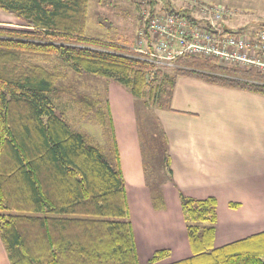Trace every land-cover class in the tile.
I'll return each mask as SVG.
<instances>
[{"label":"trees","instance_id":"16d2710c","mask_svg":"<svg viewBox=\"0 0 264 264\" xmlns=\"http://www.w3.org/2000/svg\"><path fill=\"white\" fill-rule=\"evenodd\" d=\"M87 4L0 0V10L22 22L0 24V237L8 264H138L116 142L108 158L56 112L53 99L64 93L58 86L63 73L44 64L50 58L120 83L146 107L149 100L158 107L165 95L159 106L170 109L180 75L264 94V73L254 68L182 54L168 73L130 43L88 36ZM152 11L144 19L146 37ZM165 11L191 18L186 8ZM79 103L83 114L93 106L97 123L105 127L107 119L112 125L108 102L104 108L85 96ZM163 162L171 174L169 156ZM149 193L152 206L163 208L161 191L150 186ZM179 201L190 254L162 264H264V230L215 246L216 198L179 193ZM168 253L156 249L148 262Z\"/></svg>","mask_w":264,"mask_h":264},{"label":"rangeland","instance_id":"374dc122","mask_svg":"<svg viewBox=\"0 0 264 264\" xmlns=\"http://www.w3.org/2000/svg\"><path fill=\"white\" fill-rule=\"evenodd\" d=\"M212 4H219L225 8L226 14L221 24L223 28L234 33L264 24V0H88L86 34L98 39L130 43L131 49L145 56L144 51L153 47L150 38L146 37L143 32L144 19L151 8L154 14L167 13L165 6H170L175 10L186 8L190 14H197L202 6ZM21 23L15 16L0 10V24L20 25ZM154 63L164 72L172 73V68L169 67L172 63L171 65ZM44 64L49 67L55 66L63 73L58 86L64 93L53 99L56 112L67 119L72 129L87 135L92 144L100 145L104 155L108 158L112 152L113 140L116 144L121 142L118 135L121 134L122 125L126 120H120L115 114L112 118V113H110L112 125L106 119V125L103 127L97 123L94 115L95 108L92 106L86 114H83L79 102L86 96L100 100L104 108L107 102L109 104V97L114 101L122 100L125 103L123 113L127 116V120L129 116L130 118L133 116L138 132L136 137L138 143L136 146L135 143L133 144L132 150L136 148L140 150L146 163L143 170L146 172L144 176L147 177L145 178L147 189L154 186L161 191L162 195L163 182L170 181L171 177L168 168L166 170L164 166L163 157L166 155L170 158L174 135L194 133L198 131L197 128H202L200 119H203V113H209L211 104L218 107L219 97L222 95L221 90H223L180 75L176 81L170 109L166 106H159V103L164 105L165 95L161 96L158 108L151 100H149V106L146 107L142 99L132 96L126 87L114 80L77 73L59 63L56 58H50ZM108 82L118 87L112 90L107 89ZM128 97L134 100L132 109L126 103ZM172 112L182 116L178 117L179 119H186L187 126L172 128L171 124L166 123L164 115L171 117ZM159 174L162 177H159ZM159 178H163L164 181ZM164 203L163 208L157 209L145 204L139 186L130 194L129 219L135 230L138 264H151L148 258L153 251L163 248L162 245L170 247L169 253L155 264L170 263L190 254L187 242L185 241L186 245H182L185 223L182 216L180 217L179 203L170 197L164 198ZM253 208L264 209V205L260 204ZM216 215L217 236L214 245L219 246L224 243L222 231L231 222L226 224V221L236 216L239 218L240 214L220 200L216 205Z\"/></svg>","mask_w":264,"mask_h":264},{"label":"crops","instance_id":"0c3cea01","mask_svg":"<svg viewBox=\"0 0 264 264\" xmlns=\"http://www.w3.org/2000/svg\"><path fill=\"white\" fill-rule=\"evenodd\" d=\"M187 77L223 90L218 107L211 104L209 113H203V119H200L202 128H197L198 131L194 133L174 135L169 158L171 177L170 181L163 182V197L174 198L179 206V193L195 198L214 196L217 202L224 201L234 212L240 214L239 218H232L233 222L226 221V224L231 222L222 231L224 243L262 231L264 209L253 207L264 205V94L211 85L198 78ZM117 87L108 82L106 88L112 90ZM108 101L112 118L115 114L128 123H123L121 134L118 135L121 142L116 144L128 207L130 194L137 186L142 191L145 204L152 205L145 181L147 177L144 176L146 172L143 170V156L137 148L132 150L133 144L136 146L138 143L133 116H129L127 120L122 100L114 101L109 97ZM133 101V98H126L130 109L134 108ZM178 117L182 116L176 112H172L171 117L164 115L165 122L171 124L172 128L187 126L186 119ZM161 179L163 180H159ZM133 231L135 239L134 228ZM216 236L215 230L214 243ZM185 241L188 245L184 225L182 245H186ZM162 246L170 248L168 245ZM0 264H8L1 237Z\"/></svg>","mask_w":264,"mask_h":264},{"label":"built area","instance_id":"2783aa9c","mask_svg":"<svg viewBox=\"0 0 264 264\" xmlns=\"http://www.w3.org/2000/svg\"><path fill=\"white\" fill-rule=\"evenodd\" d=\"M225 14V8L219 4L202 6L191 18L153 14L147 23L153 47L142 52L158 64L171 65L182 54L203 55L220 64L264 73V24L234 33L221 24Z\"/></svg>","mask_w":264,"mask_h":264}]
</instances>
